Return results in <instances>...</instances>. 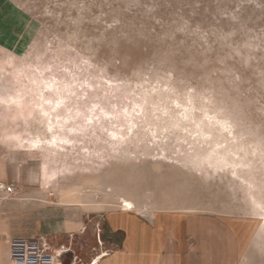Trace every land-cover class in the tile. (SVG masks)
Returning <instances> with one entry per match:
<instances>
[{
    "label": "rangeland",
    "instance_id": "rangeland-1",
    "mask_svg": "<svg viewBox=\"0 0 264 264\" xmlns=\"http://www.w3.org/2000/svg\"><path fill=\"white\" fill-rule=\"evenodd\" d=\"M19 200L80 203L93 234L122 200L213 215L264 264V0H0V206Z\"/></svg>",
    "mask_w": 264,
    "mask_h": 264
},
{
    "label": "crops",
    "instance_id": "crops-1",
    "mask_svg": "<svg viewBox=\"0 0 264 264\" xmlns=\"http://www.w3.org/2000/svg\"><path fill=\"white\" fill-rule=\"evenodd\" d=\"M97 215L94 221L98 220L104 230V242L99 251L108 252L99 264L240 262V244L233 227L213 215L162 213L148 216L121 207ZM89 227L87 210L80 203L39 206L24 200L2 202L0 264H9V245L14 238H34L51 247H74L77 238L86 237L92 242L96 237L94 230V234L88 232ZM79 251L87 263L95 255L86 248Z\"/></svg>",
    "mask_w": 264,
    "mask_h": 264
},
{
    "label": "built area",
    "instance_id": "built-area-1",
    "mask_svg": "<svg viewBox=\"0 0 264 264\" xmlns=\"http://www.w3.org/2000/svg\"><path fill=\"white\" fill-rule=\"evenodd\" d=\"M7 192L14 193L15 187H8ZM102 229L101 223H96L95 236L100 248L103 246ZM9 248V264H66L67 261L69 264H85L71 246L51 247L34 238H14L10 241ZM107 255L105 250L96 251L90 262L93 264L95 260H99V264Z\"/></svg>",
    "mask_w": 264,
    "mask_h": 264
},
{
    "label": "bare ground",
    "instance_id": "bare-ground-1",
    "mask_svg": "<svg viewBox=\"0 0 264 264\" xmlns=\"http://www.w3.org/2000/svg\"><path fill=\"white\" fill-rule=\"evenodd\" d=\"M12 142V141H11ZM122 207L123 208H125V209H133V208H135L134 206V204L133 203H131L130 201H127V200H122ZM98 262H99V260H95V262L93 263V264H98ZM92 262H90V264H91Z\"/></svg>",
    "mask_w": 264,
    "mask_h": 264
},
{
    "label": "water",
    "instance_id": "water-1",
    "mask_svg": "<svg viewBox=\"0 0 264 264\" xmlns=\"http://www.w3.org/2000/svg\"><path fill=\"white\" fill-rule=\"evenodd\" d=\"M69 256L72 257V254H70ZM66 264H69V261H67Z\"/></svg>",
    "mask_w": 264,
    "mask_h": 264
}]
</instances>
